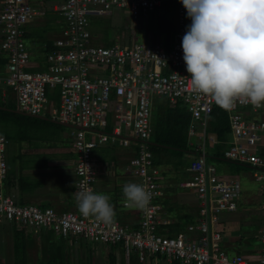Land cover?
<instances>
[{
    "label": "built area",
    "instance_id": "obj_1",
    "mask_svg": "<svg viewBox=\"0 0 264 264\" xmlns=\"http://www.w3.org/2000/svg\"><path fill=\"white\" fill-rule=\"evenodd\" d=\"M164 3L174 4L177 11L178 26L170 48L133 42L108 48L89 44L90 16H109L113 9H121L136 20ZM47 12L57 14L63 26L59 37L52 41L51 51L38 64L31 61L25 28ZM190 24L181 0H0V57L6 60L0 85L12 90L19 111L32 116L46 112L48 119L70 126L76 154L74 193L80 185L94 191L97 163L92 150L116 138H121L120 145L125 147L130 145V138L135 143L137 151L127 170L134 176V183L152 193L146 208L136 207L137 230L116 221L104 223L94 216L85 217L76 200L75 213L57 214L50 208L19 206L3 192L7 141L0 137V225L18 226L35 235L49 231L62 238L81 237L93 244H121L126 260L135 256L139 263L162 256L166 264H264V106L257 108L238 101L233 109L226 110L230 136L223 158L253 171L252 178L260 183L261 198L256 234L260 247L248 256H229L222 245L220 226L224 214L238 209L242 191L237 180L219 177L206 161L208 148L216 143L214 137L206 136L215 101L195 91L190 83L182 49ZM56 89L58 106L53 108L51 102H55L48 94ZM153 96L180 102L192 120L188 135L198 134L199 140L191 153V179L181 184L195 192L197 219L174 236L164 235L159 229L169 223L158 216L160 177L148 149ZM5 97L2 90L0 102ZM108 116L114 121L111 130L97 132L106 128ZM86 133H97V140L87 139ZM128 206L124 201L123 207Z\"/></svg>",
    "mask_w": 264,
    "mask_h": 264
},
{
    "label": "crops",
    "instance_id": "obj_2",
    "mask_svg": "<svg viewBox=\"0 0 264 264\" xmlns=\"http://www.w3.org/2000/svg\"><path fill=\"white\" fill-rule=\"evenodd\" d=\"M46 14L45 17L34 21V23L26 26L25 28V31L26 29H29L31 32L29 33L26 31L25 36L28 38L31 44H33V46L30 48L28 47L31 54L41 53V50L43 51L45 48L44 42L48 41L46 38L45 40L44 38L41 39V36L37 33V30L35 31V28L38 27L37 25H42V22L46 21L47 19L48 21L53 20L50 19V17L47 18ZM147 15L143 17H146ZM55 22L56 24H60L58 20ZM176 31L177 28L175 32L171 33L170 35L172 40L174 39ZM51 43L52 41L50 44ZM165 48L168 47L165 46ZM36 49L38 52H36ZM12 99L13 98L11 97L9 103H12ZM8 104L2 103L0 104V108L2 110L11 109ZM55 104L56 106H52L53 108H57L58 103L55 102ZM16 111H19L17 110V106ZM16 111H13L12 113L21 117V119H24V117L28 119L29 123L33 125V128L38 127L40 124L43 128H45V130L42 134H31V138H34V142L20 143L19 148L17 149L18 156H15L14 159V161L18 160L19 156L24 157V159H34L36 160L35 164L38 165L35 168L24 169L20 164L10 165L9 162H7V142L5 148L6 174L2 186L4 194L6 196L12 197L15 203L19 206H37L44 208L43 206L27 204L29 202L35 204L37 203L53 209L57 214L77 210L74 205V185L76 181L74 174V164L76 154L72 148L71 129L69 127L63 126L62 124L60 125L58 122L48 119L46 112H44L42 115H37L43 118L40 119L35 118V116L30 114L21 111H19L20 113H17ZM113 124V118L110 116L107 119L106 128L103 130H97V132H109ZM62 127L67 128L69 133L65 132ZM47 136H50V140L43 139L47 138ZM85 137L89 140L96 141L97 133H86ZM120 141H122L121 138H116L115 141H108L107 143L100 144L93 150L91 156L97 163L93 187L96 193H104L110 196V202L113 204L115 210V217L113 221H116L120 225L127 227L129 230H137L139 224L138 211L136 207H123V202L125 199L122 191L123 186L126 183H134L135 181L134 176L127 170V165L130 159L136 154L137 149L131 138L129 140L130 145L127 147L120 145ZM30 144L33 145L31 146ZM189 145L195 144L190 142ZM44 149L47 150L43 151ZM213 149L214 146L208 148V152L211 154V152L214 151ZM187 154L191 156V153ZM152 156L154 167H156V164L154 163V155ZM166 158V155H162L161 159L163 162H165L167 160ZM158 172L160 177L159 185L161 191V196L157 199V203L161 207V211L158 213V216L160 220H165L169 223L167 226L181 224L185 228L186 225L193 222L197 216V209L194 207V205L197 204L195 192L191 189L183 188L181 186V184L191 179V173L189 172L188 174L190 177L189 179L172 183L169 182V176L167 177L164 173H160V171ZM257 197H255V199L258 200L260 209L261 198L259 195ZM245 199L248 200L249 198L245 197ZM225 219H228V217L223 215V222ZM167 228L168 227L163 226L159 227V229L161 231L163 230L164 233L167 231ZM19 231L24 233L22 230ZM46 233L55 236L48 231H41L39 234L45 235L46 237ZM174 233H171V235ZM75 240L76 239L73 241ZM98 245L101 247L92 249L87 245V243H81V246H83L88 251L85 253V260H77V263H69L97 264L93 262L92 254H94L95 250H98L100 260L99 264H129L130 260H126L122 245ZM118 249L122 250V258L119 257ZM105 250H108L109 253L103 255L102 252L106 253ZM253 250L248 249L246 251V249L243 248L242 252L248 255ZM35 253L38 254V252ZM116 254L118 255V258L115 256ZM44 255L46 258L41 259L42 257L40 256L41 261H45L48 258L47 251ZM145 262H148V260ZM0 264H13V262L9 263L8 261H3L0 262Z\"/></svg>",
    "mask_w": 264,
    "mask_h": 264
},
{
    "label": "rangeland",
    "instance_id": "obj_3",
    "mask_svg": "<svg viewBox=\"0 0 264 264\" xmlns=\"http://www.w3.org/2000/svg\"><path fill=\"white\" fill-rule=\"evenodd\" d=\"M54 17L53 20L48 19L42 22V25H37L35 28L37 33L41 36V39L46 38L48 42L53 41L55 38L59 37L60 30L62 25L56 24V20L59 17L56 15L49 14L48 17ZM37 18L36 20H39ZM89 33L91 36L90 45H108L109 41L114 39L118 44H131L133 43H145V44H161L164 47L170 48L172 46V39L170 38L171 33L175 32L178 21H177V11L176 7L172 3H165L160 8L156 9L154 12L149 13L146 17H141L139 20H131L124 10H113V13L110 16H90L89 18ZM42 20V19H41ZM60 21V19L58 20ZM44 24V25H43ZM29 33L30 30L26 29ZM50 39V40H49ZM171 40V41H170ZM26 46L31 47L33 44L26 37L25 40ZM168 45H167V44ZM36 52L38 50L36 49ZM44 57V52L41 50V53L31 54V61L40 64ZM1 74H5L6 70L3 67H0ZM4 90L6 93L5 101L2 103H9V100L12 99V103H9L11 109H6L8 111H0V136L6 138L8 142L7 149V162L10 165L20 164L24 169L35 168L36 160L34 159H24V157L19 156L18 160H15V156H18L17 149L19 148L20 143L25 142H34V138H31V134H42L45 128L39 124L38 127L33 128V125L29 123L28 119L15 115L12 113L16 111V102L14 93L10 88L0 85V94ZM56 91H58L56 89ZM57 93V92H56ZM57 95V94H56ZM161 97L153 96V110L157 108L159 100ZM53 101V99H50ZM53 106H56L55 103L51 102ZM262 117V115H258ZM65 132L69 133V130L65 127H62ZM47 134V133H46ZM48 135V134H47ZM196 134L194 137H188V143L198 144ZM50 140V136L43 138ZM41 140V139H40ZM31 146L33 144H30ZM29 147V146H28ZM44 149L43 151H46ZM93 153V150H92ZM91 153V154H92ZM162 155L167 156V160L163 162ZM207 164L215 167L219 177L223 179H235L239 182L241 187V196L237 200L238 209L232 214H224V222L220 226L221 233L224 237L223 239V248L226 249L229 254L232 255L236 252H242L243 248L246 251L257 249L259 246L258 239L256 238L257 234V221L260 216L259 202L255 197L260 196V183L256 182L252 178L253 171L246 167L240 166L238 164L225 162L222 160H211L207 159ZM191 162V156L189 154H177L173 151H165L162 153L157 152L154 154V163L156 164V169L160 173H164L168 178L169 182L177 183L178 181L187 180L190 177L189 174V165ZM248 196V197H247ZM245 197L249 198L248 200ZM258 198V197H257ZM250 201V202H249ZM32 205H38L47 207L41 204L27 203ZM198 210V205H194ZM75 211H71L75 213ZM195 219V218H194ZM11 226L0 225V262L8 261L12 263L17 259H25L26 263L30 264L34 260V253L38 252L41 259L46 258L44 255L49 248V244H57L60 239L56 236L49 235L47 236L41 234L33 233H22L21 236L15 238L12 232ZM17 230H20L18 226H15ZM49 232V231H48ZM51 233V232H50ZM53 234V233H52ZM69 238V239H68ZM64 240V246L69 255V262L77 263V260H85V253L88 252L81 243L90 246L92 249L96 247H101L98 244H93L84 241L81 237H68ZM71 238V239H70ZM76 239L75 241H73ZM17 245L25 247L27 254L23 255V252L15 253V247ZM29 248V249H28ZM104 248V247H103ZM28 249V250H27ZM33 252V253H32ZM106 253L102 252L103 255ZM119 257L122 258V250L118 249ZM15 253V255H14ZM243 255H246L243 253ZM252 255V254H251ZM250 255V256H251ZM115 256L118 255L116 254ZM253 256V255H252ZM25 257V258H24ZM93 262L99 264V251L95 250L92 254ZM104 258V257H102ZM106 260V258H105ZM165 264L164 258L162 256L152 258L150 261L143 264ZM129 264H139L135 256H131Z\"/></svg>",
    "mask_w": 264,
    "mask_h": 264
},
{
    "label": "clouds",
    "instance_id": "obj_4",
    "mask_svg": "<svg viewBox=\"0 0 264 264\" xmlns=\"http://www.w3.org/2000/svg\"><path fill=\"white\" fill-rule=\"evenodd\" d=\"M181 3L191 19L182 49L192 88L211 96L225 110L233 109L238 101L257 108L264 106V0H181ZM126 14L130 18L127 11ZM79 187L74 193L79 212L111 223L115 210L110 196L95 193L84 185ZM122 191L131 207L146 208L152 199V193L142 184L126 183Z\"/></svg>",
    "mask_w": 264,
    "mask_h": 264
},
{
    "label": "trees",
    "instance_id": "obj_5",
    "mask_svg": "<svg viewBox=\"0 0 264 264\" xmlns=\"http://www.w3.org/2000/svg\"><path fill=\"white\" fill-rule=\"evenodd\" d=\"M49 14L57 15L53 12L47 13L46 14L47 18ZM141 17L143 16L139 15L136 20H139V18ZM53 18L54 17L52 16L50 17V19ZM44 43H45L44 44L45 48L43 52L45 54L51 51L52 44H50V42L48 41H45ZM108 45L122 46L123 44L122 43L118 44L115 40L112 39V41H109ZM5 65H6V60L3 57H0V67L4 68ZM56 92L57 91L54 90V92L48 94V98L49 100L53 99L54 102L58 103L57 102L58 94ZM157 104L159 105L157 106L155 111L153 110V106H152L151 116L149 120V128H150L151 136L149 139L148 149L152 153V155L156 154L157 152H165V151H173L177 154L194 153L193 152L194 145H189L188 143V137H189L188 130L192 120L186 108L180 102L177 101L175 103H170L169 100L166 98L159 100ZM0 111H7V110L0 109ZM206 135L208 137L212 136L216 140L213 149L214 151H212L211 154L210 153L207 154L208 159L222 160L225 162H229L223 158V154H222L225 144L227 143L230 136L228 114L225 109H222L216 103L214 104L211 114L208 117ZM44 208H48V207H44ZM166 227H168L167 231L165 233L164 232L162 233L168 236H171V233L175 232L172 235L174 236L178 233V231L183 232L184 229L186 228V227L184 228L181 224L174 226L170 225ZM10 228H12L13 230L12 232L15 238H18L19 236L22 235V232L17 230L15 226H11ZM58 239L60 240L59 242H57V244H53V243L49 244V248L47 250L48 258L45 261H41L39 254L34 253V260L30 264H70L68 261L69 255L65 249L66 247L64 246L65 239H63L61 236H59ZM25 247L16 244V247L14 248L15 253L18 254L21 251L23 252V255L27 254ZM225 251L227 252V254H229V252L226 249ZM235 254L243 255V253L241 252H236L229 256H233ZM156 257H160V256H156ZM156 257H151L148 260ZM13 264H28V263H26L25 259L24 261L17 259L16 261L13 262Z\"/></svg>",
    "mask_w": 264,
    "mask_h": 264
},
{
    "label": "water",
    "instance_id": "obj_6",
    "mask_svg": "<svg viewBox=\"0 0 264 264\" xmlns=\"http://www.w3.org/2000/svg\"><path fill=\"white\" fill-rule=\"evenodd\" d=\"M1 109V108H0ZM17 113H20L19 111H16ZM35 118H40V119H43L42 117H39V116H35ZM61 125V124H60ZM63 126H66V127H70L68 125H63Z\"/></svg>",
    "mask_w": 264,
    "mask_h": 264
},
{
    "label": "bare ground",
    "instance_id": "obj_7",
    "mask_svg": "<svg viewBox=\"0 0 264 264\" xmlns=\"http://www.w3.org/2000/svg\"><path fill=\"white\" fill-rule=\"evenodd\" d=\"M248 197V196H247Z\"/></svg>",
    "mask_w": 264,
    "mask_h": 264
}]
</instances>
